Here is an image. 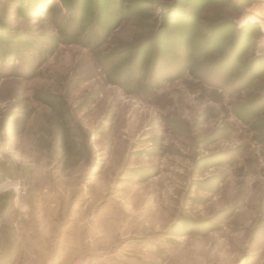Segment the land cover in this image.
<instances>
[{
    "label": "rangeland",
    "instance_id": "rangeland-1",
    "mask_svg": "<svg viewBox=\"0 0 264 264\" xmlns=\"http://www.w3.org/2000/svg\"><path fill=\"white\" fill-rule=\"evenodd\" d=\"M0 45V264H264V0H0Z\"/></svg>",
    "mask_w": 264,
    "mask_h": 264
},
{
    "label": "trees",
    "instance_id": "trees-1",
    "mask_svg": "<svg viewBox=\"0 0 264 264\" xmlns=\"http://www.w3.org/2000/svg\"><path fill=\"white\" fill-rule=\"evenodd\" d=\"M4 1H9V0H4ZM108 35L109 34L107 33V36ZM79 38L80 35L76 37V39ZM79 43L83 44V46L87 49L88 48L95 49L97 47H94L93 45L95 44L97 45V43L99 42L96 40V38L92 39L88 35H85L82 38L81 42ZM3 57H4V52L2 50V46L0 45V61L4 60ZM251 79L249 80V84L253 83ZM39 101L40 103H42L43 105L47 106L50 109L51 114L53 116V120L51 122L52 126H51L50 136L54 144V147H56L57 152L61 156L62 170L65 171L67 169L74 168L76 164L79 162V160L82 159L84 154V149L83 146H81L77 142L76 134H74L73 132L72 120L69 117L67 104L64 101V98L60 95L55 96L48 94L44 98H41ZM13 123L14 121L10 125L11 131H14L15 133L23 132L24 130L23 125L17 124V122H15V124ZM7 129L8 128L5 127L1 130V132L6 131ZM6 175L10 176V174H6Z\"/></svg>",
    "mask_w": 264,
    "mask_h": 264
},
{
    "label": "crops",
    "instance_id": "crops-1",
    "mask_svg": "<svg viewBox=\"0 0 264 264\" xmlns=\"http://www.w3.org/2000/svg\"><path fill=\"white\" fill-rule=\"evenodd\" d=\"M39 249H38V247H37V245L35 246L34 244H31V246L30 247H27V249H26V252H28L30 255H31V257L33 258V260H36L37 262H40V253L41 252H39L38 251Z\"/></svg>",
    "mask_w": 264,
    "mask_h": 264
},
{
    "label": "bare ground",
    "instance_id": "bare-ground-1",
    "mask_svg": "<svg viewBox=\"0 0 264 264\" xmlns=\"http://www.w3.org/2000/svg\"><path fill=\"white\" fill-rule=\"evenodd\" d=\"M252 18V17H251Z\"/></svg>",
    "mask_w": 264,
    "mask_h": 264
}]
</instances>
